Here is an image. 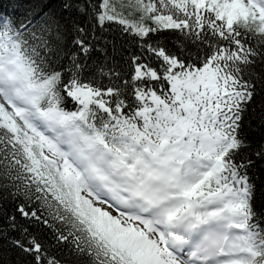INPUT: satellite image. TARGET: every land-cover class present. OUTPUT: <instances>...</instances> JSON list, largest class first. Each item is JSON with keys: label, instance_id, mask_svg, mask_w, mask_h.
I'll return each instance as SVG.
<instances>
[{"label": "snow or ice", "instance_id": "obj_1", "mask_svg": "<svg viewBox=\"0 0 264 264\" xmlns=\"http://www.w3.org/2000/svg\"><path fill=\"white\" fill-rule=\"evenodd\" d=\"M0 264H264V0H0Z\"/></svg>", "mask_w": 264, "mask_h": 264}]
</instances>
